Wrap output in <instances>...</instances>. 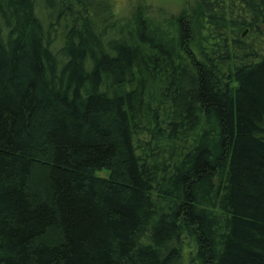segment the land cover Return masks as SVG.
I'll return each instance as SVG.
<instances>
[{
	"label": "trees",
	"instance_id": "trees-1",
	"mask_svg": "<svg viewBox=\"0 0 264 264\" xmlns=\"http://www.w3.org/2000/svg\"><path fill=\"white\" fill-rule=\"evenodd\" d=\"M114 3L0 0V264H264V0Z\"/></svg>",
	"mask_w": 264,
	"mask_h": 264
},
{
	"label": "rangeland",
	"instance_id": "rangeland-1",
	"mask_svg": "<svg viewBox=\"0 0 264 264\" xmlns=\"http://www.w3.org/2000/svg\"><path fill=\"white\" fill-rule=\"evenodd\" d=\"M197 0H115L114 6L117 16L121 20H128L137 9L142 11L153 24L173 21L184 11H190ZM189 13V12H188ZM107 173V172H106ZM106 173H100L104 176ZM38 174L33 178V185L45 191V184ZM42 193V192H41Z\"/></svg>",
	"mask_w": 264,
	"mask_h": 264
}]
</instances>
